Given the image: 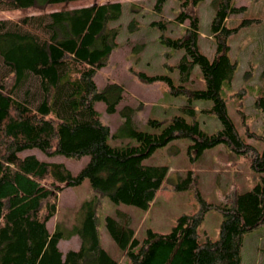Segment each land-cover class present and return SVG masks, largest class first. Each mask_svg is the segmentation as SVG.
I'll return each mask as SVG.
<instances>
[{
    "label": "trees",
    "instance_id": "16d2710c",
    "mask_svg": "<svg viewBox=\"0 0 264 264\" xmlns=\"http://www.w3.org/2000/svg\"><path fill=\"white\" fill-rule=\"evenodd\" d=\"M78 1L86 0H0V12L36 6L45 9ZM90 1L91 6L17 20L0 19V59L4 67L0 75V264H118L101 246L94 201L83 204L80 224L67 235L58 224L54 232L48 230V223L57 214L59 195L88 180L113 203L147 210L161 190L168 168L144 165L143 160L176 139L192 141L189 154L193 159L225 145L242 156L252 171L260 173L259 181L245 193L235 188L223 192L220 202L213 204L202 196L198 174L191 170L174 189H193L199 204L197 212L180 215L169 233L149 229L139 240L130 217L118 211L117 217L106 216L109 234L126 252L130 264H242L246 235L264 226V148L259 150L247 142L228 112L230 98L237 99L242 107L247 89L228 98L223 91L224 85L231 86L239 69L231 57V38L243 26L230 27L227 22L247 7H237L234 0H213L216 13L211 36L215 52L210 59L199 46L201 20L197 8L203 0H179L180 13L175 21L180 25L187 22L188 26L179 38H171L162 30L160 42L184 50L176 66L183 84L176 85L169 76L136 74L147 83L165 81L171 95L186 97L183 114L173 116L156 134L137 130L133 108L125 107L121 114L138 145L112 147L111 129L102 121L95 102L104 101L109 113L116 112L122 88L112 83L100 92L95 78L117 46L118 30L112 23L121 19L123 4ZM165 1L158 0L157 12L162 13ZM158 24L166 28L164 22L153 23ZM196 65L202 71L205 90L184 85ZM195 101L212 102L211 108L200 112L218 118L221 129L211 133L202 129L196 119L199 111ZM255 108L264 112V91L255 98ZM147 122L154 128L162 125L156 119ZM245 134L264 143V131ZM29 150L48 157L62 155L80 160L89 156L90 160L75 176L62 163L23 155ZM211 210L223 216L216 240L207 233L202 238L199 232ZM73 237L79 238V248L63 253L60 241Z\"/></svg>",
    "mask_w": 264,
    "mask_h": 264
},
{
    "label": "rangeland",
    "instance_id": "374dc122",
    "mask_svg": "<svg viewBox=\"0 0 264 264\" xmlns=\"http://www.w3.org/2000/svg\"><path fill=\"white\" fill-rule=\"evenodd\" d=\"M105 2L122 3L123 15L119 21L112 23V26L118 30L117 46L108 64L98 71L95 81L100 92L107 84H118L122 88V99L116 105L114 113L108 112V105L104 101L95 102V109L102 121L111 129L109 144L112 147L136 146L138 141L129 135L128 126L125 124L126 118L121 114L125 107L133 108L132 120L137 130L158 134L168 126L173 116L183 114L181 107L188 103L186 97L171 95L167 82L158 80L147 83L136 74L143 72L148 76H169L176 85L183 84L176 66L185 52L163 45L160 42V35L163 30L167 36L179 38L188 23L180 25L175 21L180 13L179 0H166L162 13L155 9L158 0L99 1V3ZM92 4L93 1L86 0L53 5L45 9L36 6L12 12H0V19L17 20L26 15L70 10ZM234 4L237 7L247 8L244 12L231 16L227 22L230 27H238L242 23L243 26L231 38V57L238 62L239 69L231 86L224 85L223 95L228 98L242 88L247 89L242 107L237 99L230 98L228 112L244 139L259 150H263L262 141L248 138L245 133L253 131L262 134L264 131V112L255 108V98L264 91V0H234ZM215 13L216 6L213 0H203L197 8L201 20L200 50L210 59H213L215 52V43L211 36V24ZM160 22L165 23V29L159 24L153 25ZM0 65L1 75L4 72L1 59ZM184 85L195 90H205L199 66H194L191 79ZM194 106L199 111L196 119L201 122L204 131L211 133L222 128L218 118L200 112L211 108L212 102L195 101ZM149 119L161 121V127H152L147 122ZM188 120L192 121L191 118ZM191 144L192 141L189 139H176L156 149L143 160L144 165L168 168L164 184L147 210L126 204H115L85 180L81 185L67 188L60 193L57 214L48 223V230L54 232L58 224L67 235L74 225L80 224L83 204L94 201L101 246L118 264H130L126 252L109 234L106 216L117 217L118 211L126 213L130 217L136 238L143 240L149 229L164 234L169 233L180 215L198 211L199 204L193 189L184 191L174 189V185L186 178L189 171L193 170L198 174L199 190L202 196L213 204L220 202L221 193L234 188L245 193L259 181L260 173L252 171L242 156L230 151L225 145L208 149L199 158L193 159L189 154ZM28 154H34L42 161L62 163L75 176L90 160L89 156H84L80 160L62 155L48 157L38 150L23 153V155ZM222 220L223 216L219 211H209L199 228L202 238L203 233H207L210 239H218ZM79 246L78 237L70 240L62 239L59 243L63 253L76 250ZM263 248L264 226H261L246 235L242 249V264H264Z\"/></svg>",
    "mask_w": 264,
    "mask_h": 264
}]
</instances>
